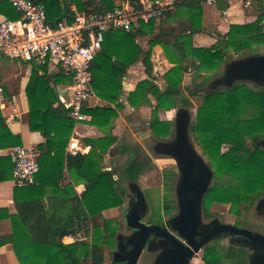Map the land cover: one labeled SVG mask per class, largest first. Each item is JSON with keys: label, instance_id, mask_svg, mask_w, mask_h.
<instances>
[{"label": "trees", "instance_id": "16d2710c", "mask_svg": "<svg viewBox=\"0 0 264 264\" xmlns=\"http://www.w3.org/2000/svg\"><path fill=\"white\" fill-rule=\"evenodd\" d=\"M32 1L46 5L52 25L63 20L71 23L74 20L72 5L80 10L98 13L112 9L116 4L115 0ZM130 1L139 3V0ZM219 5L226 7L223 1ZM258 9L260 13L254 22L231 24L225 34L218 32L216 43L208 47L196 46L193 42L195 34L206 31L200 0H180L178 9L166 11L159 21L142 24L136 31L107 32L91 72L96 95L108 104L90 108L86 106L84 110L92 114L93 125L109 131L99 138L82 139L91 146L90 152L70 154L66 164L64 153L73 132L74 121L60 99L57 86L70 85L73 78L63 70L49 72L46 63L35 66L26 87L29 127L45 138L40 149L46 147L48 151H60V155L49 166H42V170L53 172V181L59 185L67 168L73 183H83L85 190L79 198L74 185L70 184V208L62 216L58 214L59 209L47 206L44 192L36 183L16 188V212L11 216L12 232L9 235L0 234V247L11 244L15 237L31 234V244L14 247L20 264H105L106 248H114L118 241L119 221L106 218L103 212L126 203L123 184L136 183L149 165L146 160L133 158L122 164L116 179L115 170L107 169L104 164L105 154H118L124 161L130 148L128 145L113 147L117 137L112 134L113 121L124 109L120 94L127 70L137 61L142 60L144 63L149 78L138 83L128 101L135 108L151 107L149 125L152 133L159 139L168 138L173 134L174 122L162 120L159 112L191 105L188 98L180 97L183 89L193 95L196 93L194 88L183 85L187 73L198 71L195 76L199 77L198 74L203 70L217 71L225 65L229 50L237 53L247 49L254 51L264 45V12L261 7ZM182 12L185 13V19L175 25L164 24L165 19L174 18ZM0 15L13 20L18 18L8 0H0ZM145 35L151 37L150 49L146 52L137 41ZM156 46L163 49L165 57L172 64L162 75L164 88L157 82L158 75L153 73L151 58ZM96 63L99 68H95ZM149 95L155 98V103ZM191 132L196 134L198 143L213 160L218 174L204 197L207 216L213 203H233L236 209L250 203L264 191V148L256 146V142L264 137V86L254 89L247 82L240 81L233 86L204 93ZM20 141V137L5 123L0 108V149H8ZM224 145H229L227 151L223 150ZM12 173L11 158L0 156V181L11 180ZM172 208V203L165 201V211H171ZM69 234L81 235L83 239L64 243L62 239ZM244 254L240 249L209 244L205 246L203 260L205 264H228L229 261L231 264H245ZM112 264L119 263L113 260Z\"/></svg>", "mask_w": 264, "mask_h": 264}, {"label": "built area", "instance_id": "2783aa9c", "mask_svg": "<svg viewBox=\"0 0 264 264\" xmlns=\"http://www.w3.org/2000/svg\"><path fill=\"white\" fill-rule=\"evenodd\" d=\"M18 14L17 19L0 17V64L9 59L38 63H53L67 75L73 83L68 85L71 91L69 99H63L69 115L74 121L73 134L68 151L77 154L82 146L77 138V127L90 120L91 116L84 108L95 97L93 88L92 65L102 48L105 35L110 31H136L142 24L159 20L166 11L175 10L180 0H139L133 4L130 0H115L112 9L98 13L80 10L72 5L74 20H66L52 25L48 19L47 7L32 0H8ZM208 6L217 7L223 1L227 8L222 12L228 16L233 7L251 11L261 7L264 12V0H200ZM157 70L162 73L163 62L156 57ZM0 70V107H4L5 95ZM13 114L5 117V123L12 125ZM7 155L13 162L12 180L15 188H24L36 182L41 171L42 150L36 145L18 143L8 149ZM70 243L83 239L81 235L69 234ZM90 264H92L90 262Z\"/></svg>", "mask_w": 264, "mask_h": 264}, {"label": "crops", "instance_id": "0c3cea01", "mask_svg": "<svg viewBox=\"0 0 264 264\" xmlns=\"http://www.w3.org/2000/svg\"><path fill=\"white\" fill-rule=\"evenodd\" d=\"M208 7H209L208 10L210 9L216 12L219 18V20L216 22V24L218 25V29L216 30L221 33L223 28H226L224 34L228 31L231 24L254 22L258 18L260 13V10L257 7L251 11H247L236 6L229 10L228 16H224L222 12L227 8V6L225 8L221 7V5H218L217 7L214 6H208ZM203 11H204V18L208 19L207 10H203ZM0 17L3 16L0 15ZM211 26L212 25L205 26L206 31L204 32H207V30L210 29ZM150 38H151L150 35H145L139 37L137 40L140 48L144 52L150 49V45H149ZM157 56H159L163 62L162 66L164 72L162 73H160L157 70L158 69L157 68L158 66L156 64ZM151 61L153 63V67H154L153 73L155 75L162 76L164 75L167 69L172 67V64L167 60L163 52V49L160 46H156L153 49ZM46 64L48 66L49 72L56 73L59 72L60 70L62 71V69L59 66H56L53 63L51 64L48 62ZM37 65H41V63H38L36 61L27 62L21 59H9V58H6L1 61L0 70L5 88L4 91L5 104L4 107H0V108L4 117H7L10 114L14 115L13 123L12 125H8V127L11 129V131L14 134L20 137L21 140L20 143L26 145H36L38 147H41V145L45 142V138L40 132L31 131L29 127L30 110H29L28 97L26 93V87L30 80L32 70ZM95 68H99V65L97 63L95 65ZM146 78H149V76L146 73L145 65L142 62V60L134 63L127 70L125 76L123 77V90L120 94V100L124 104V109L122 112L119 113L120 115L117 118H115L113 121L114 126L112 128V134L117 137V142L115 143V145H113V147H119V146L122 147L126 145L122 141V136H124L125 132H127V126H128V122L126 121L127 114L136 111L142 112L143 110L148 108V106L135 108L131 106L128 101V97L130 93L136 89L140 81ZM159 84L161 85V83ZM68 85L69 84H60L57 86V90L59 91L61 101L62 98L69 99V96L71 95V91H68L67 89ZM149 98L153 103L156 102L155 98L152 95H149ZM107 104L108 102L106 100L99 97L98 95H95V97L92 98L91 102L89 103L88 107L90 108L97 106H105ZM89 115L91 116L90 120L80 123L77 127L78 134L76 136L79 140L80 145L82 146V150L78 153L81 154H88L91 150V146L89 144H86L82 139L99 138L104 136L106 131H109L107 128L103 129L93 125L91 123L93 116L91 113H89ZM130 131L132 130L130 129ZM136 132H138V134L146 133L145 135L139 134V137L142 140L147 135V131H144V129H137ZM8 149H0V156H8L7 155ZM41 150H42L41 166H43L44 168L49 166L52 160L60 155V151H48L46 147H44V149L41 148ZM70 154L77 155L75 153L68 151V145H67L64 153L65 164L67 163V159ZM118 160H119L118 154L111 155V153H107L104 155V164L107 166V169L115 170L116 174L114 175V177L116 179L119 177L121 172V170H119L120 167L117 165ZM43 167H41V171L37 174L39 181H37L38 183L37 182L35 183L38 186H40L41 191L44 192L47 206L50 207L51 209H59L58 214L65 216L68 208H70V184L72 183L74 185V189L76 190L79 198L82 197V194L85 190V185L83 183L74 184L73 179L70 175V171L67 168L64 170L63 179L59 182V185H56L52 178L54 173L46 172L42 170ZM15 190L16 188L14 187L12 179L0 181V234L2 235H9L12 232L11 216L16 212V205L14 202ZM116 209L117 208L107 209L103 212V214L106 218H108L109 214H114ZM32 240L33 239L31 234H24L15 237L11 244H7L0 247V264H20L14 252V247L29 245L31 244ZM62 241L64 243L69 244L70 236L67 235L64 236Z\"/></svg>", "mask_w": 264, "mask_h": 264}, {"label": "water", "instance_id": "95a60500", "mask_svg": "<svg viewBox=\"0 0 264 264\" xmlns=\"http://www.w3.org/2000/svg\"><path fill=\"white\" fill-rule=\"evenodd\" d=\"M236 81L264 84V54L230 60L224 66V74L212 79L204 92L210 93L220 87L233 86ZM191 126L192 111L187 107L178 108L174 118L173 136L167 140H158L154 145L157 154L169 155L175 160L179 172L176 184L178 212L169 220L171 230L178 235L166 225L141 221L139 210L133 212L130 209L126 215L127 225L135 229V232L126 237L118 234L117 239L120 241H117L113 260L119 264H138L146 246L150 250L153 246L162 250L154 264H190V259L196 253L223 232L244 236L264 248V235L232 224L217 223L209 230L199 231L203 220V199L210 188L214 172L196 147L191 136ZM260 144L264 146V140ZM130 184L133 189L138 187L134 182ZM141 199L145 204L142 208L145 209L146 198L138 187L137 200ZM150 236L153 238L149 241ZM165 244H168L167 248Z\"/></svg>", "mask_w": 264, "mask_h": 264}, {"label": "rangeland", "instance_id": "374dc122", "mask_svg": "<svg viewBox=\"0 0 264 264\" xmlns=\"http://www.w3.org/2000/svg\"><path fill=\"white\" fill-rule=\"evenodd\" d=\"M203 7L204 10H207L208 19L204 18L203 24L204 26L212 25L210 29L207 30V32H201L194 36V45L198 46H211L213 43L215 44L218 38V25L216 22L219 20L216 12L212 10H208V6L204 3ZM207 8V9H206ZM178 9V6L176 7ZM185 13L182 12L171 19H165L164 24L165 25H174L178 23L180 20L185 19ZM225 29V30H224ZM158 30V25H157ZM156 30V31H157ZM223 31V32H222ZM221 31L222 34L226 31V28H223ZM197 37V38H196ZM164 52V51H163ZM153 53V50H152ZM257 54H264V45H260L255 49L254 51L250 50H244L242 52H238L235 54L234 50H229V52L226 55V61L233 58H239V57H246L251 55H257ZM225 65H223L219 70L217 71H201L198 75L199 77H196V73L198 71L189 72L185 75L183 85L184 87H192L195 89V94H191L187 89H183L180 93L181 98H188L191 105L187 108H189L192 111V124L195 122L198 109L201 106L203 102V94L205 93L204 90L207 87V85L210 83V81L218 77L224 68ZM166 69V68H165ZM157 73V72H156ZM157 82L161 83V86L164 88L165 82L163 80V77L161 75L157 76ZM247 84L254 88L258 89L259 86L255 85L253 83L247 82ZM261 87V86H260ZM182 106H178L170 111H164L161 110L159 112V116L162 120L170 121L171 123L174 122L175 113L178 108ZM152 119V108L148 107L147 109L143 110L142 112L136 111L132 112L130 114H127L126 121L128 122L127 126V132H125L124 136H122V141L124 144L128 145L130 148L127 152V155L124 158V161L119 160L117 161V165L120 167L119 170H121L122 164L124 162L130 161L133 158L139 157L140 159L148 161L149 165L145 168V170L142 172V174L139 176L136 185L138 187H141L144 191V194L147 198V202L149 204V207L151 209V216L152 218L151 222H158L160 223L161 220L166 219L169 215H173L175 210L172 208L171 211L166 212L165 211V201H170L171 203H176V194H175V186L176 181L178 178V170L175 160L172 157H169L167 155H161L157 154L154 150V145L156 141L158 140H167L174 134V127H173V134L168 138L159 139L154 136L152 133V130L150 128V121ZM130 129L132 131H130ZM137 129H144V131H147V135L142 140L139 137L140 135H145L146 133H139L136 132ZM191 136L194 140V143L198 150L200 152L205 153L202 146L198 143V140L196 139V134L194 132H191ZM143 141V142H142ZM140 142V143H138ZM250 145V142L248 143ZM229 148V145H224L223 150L227 151ZM148 152V154L146 153ZM206 154V153H205ZM207 155V154H206ZM205 155V156H206ZM207 158V156H206ZM210 157L208 156L209 162ZM118 159V157H117ZM119 172V171H118ZM118 175V174H117ZM218 178V174L215 175V179ZM213 180V181H214ZM123 187L126 190V203L121 207H116L114 214H109V219H117L119 221V233L121 234H127L128 230L125 226V219H124V213L127 208L128 204V198H132L134 194V189L131 186L130 183L123 184ZM231 208V203H213L208 209V213H224L225 215ZM232 217L228 216V218H222L223 221L232 220ZM214 243H211L213 245ZM117 250V243L114 248H106V254H105V264H112L113 261V252ZM205 248H202L198 253V258H195L193 261L196 264H205L204 260H202V256L204 255ZM156 253L152 252L150 249H148V246H146L141 254V257L139 259L138 264H154Z\"/></svg>", "mask_w": 264, "mask_h": 264}, {"label": "flooded vegetation", "instance_id": "af4514ba", "mask_svg": "<svg viewBox=\"0 0 264 264\" xmlns=\"http://www.w3.org/2000/svg\"><path fill=\"white\" fill-rule=\"evenodd\" d=\"M233 59H235V58H233ZM233 59L227 60L226 63L229 62L230 60H233ZM223 74H224V68H223V71L218 75L221 76ZM236 82H240V81H236ZM236 82L234 83V85L236 84ZM244 82H250V83H253V84L258 85V86H264V84L259 83V82H252V81H244ZM262 140H264V137L259 139L256 142V146H261L262 148H264V146L262 144H260V142ZM201 154L204 156L208 165H210V167L212 168V170L214 172V177H213V180H214L215 175L217 174V170L215 168L213 160L211 158H209L211 161V162H209L208 155H206L203 152H201ZM205 155L207 156V158ZM167 156H169V155H167ZM169 157H171V156H169ZM178 177H179V172H178ZM177 180H178V178H177ZM213 180L211 182V185L213 183ZM176 184H177V181H176ZM211 185H210V187H211ZM142 192L144 193L143 190H142ZM137 194H138V187H134V194H133L132 198L130 197L127 200L128 206H127L126 211L124 213V219H125V226L128 230V233L122 234L123 237L129 236L135 232V229H132V228L128 227V225H127L126 215L130 211V209H132L133 212H136L137 210H139L141 221H145L147 224L155 223V222L150 221L152 219V218H150V216L152 214H151V209H150L149 204L147 202L146 196H145V198H146L147 207L144 209L142 207H144L145 204L142 202V199L139 201L137 200ZM175 194H176V203H172V206H173V209L175 210V212L177 213L178 207H177L176 186H175ZM176 213H174L173 215H169L164 220L162 219L160 223L156 222V224L166 225L171 230V228L169 226V220ZM228 216L232 217L231 218L232 220H228V221L222 220V218H228ZM217 223H219V224H221V223L232 224V225H235L239 228L250 230L253 233H260V234L264 235V191L262 193L256 195L255 198L250 203L242 204L241 206H239L236 209L234 207V204L231 203V208L229 209V211L227 212L226 215L224 213H215L214 212L212 214L209 213V216H207V214L204 210V199H203V220H202V226L199 228V231L203 232V231L209 230L210 228H212L213 225H215ZM173 233L175 235H178L176 232H173ZM152 238H153V236H150L149 241ZM197 239L199 240V237H197ZM158 240H159V238L157 239V241ZM118 241H120V240L118 239ZM211 243L218 244L221 246H225L227 248H233L235 250H237V249L242 250L245 253L244 254L245 264H262V258H264V257H262L261 255H264V248L259 246L258 244H256V242L251 241L244 236L223 232L221 234L216 235L205 246H207ZM167 246H168V244H165V248H167ZM205 246L203 248H205ZM151 251L156 253V256H155V259H156V257L158 256V254L162 250L156 249L153 246ZM198 253H196L190 259V264H196L193 260L195 258H198ZM260 257H262V258H260ZM201 259L203 260V256ZM228 264H231L230 261L228 262Z\"/></svg>", "mask_w": 264, "mask_h": 264}]
</instances>
